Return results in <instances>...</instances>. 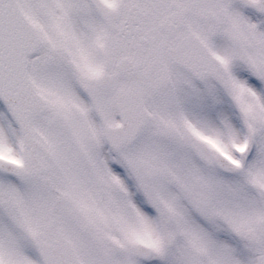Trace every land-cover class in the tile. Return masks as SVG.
I'll list each match as a JSON object with an SVG mask.
<instances>
[{
	"label": "snow or ice",
	"instance_id": "6c2138e0",
	"mask_svg": "<svg viewBox=\"0 0 264 264\" xmlns=\"http://www.w3.org/2000/svg\"><path fill=\"white\" fill-rule=\"evenodd\" d=\"M0 264H264V0H0Z\"/></svg>",
	"mask_w": 264,
	"mask_h": 264
}]
</instances>
